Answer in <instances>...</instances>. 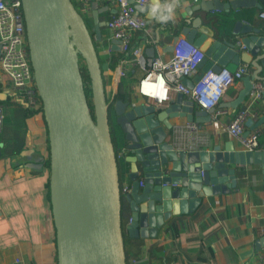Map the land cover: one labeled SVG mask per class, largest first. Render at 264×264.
I'll use <instances>...</instances> for the list:
<instances>
[{
	"label": "water",
	"instance_id": "water-1",
	"mask_svg": "<svg viewBox=\"0 0 264 264\" xmlns=\"http://www.w3.org/2000/svg\"><path fill=\"white\" fill-rule=\"evenodd\" d=\"M137 14L169 31L172 53L180 38L204 53L199 72L184 79L190 89L209 72L252 67L242 80L243 88L225 108L237 111L250 97L253 83L264 85V29L255 30L243 20L230 22L229 13L260 8L257 0H201L179 2L167 23L152 18L148 5L129 0ZM162 3L171 0H161ZM30 61L35 85L43 103L50 146V203L56 230L57 264H126L125 235L131 239H155L175 217L192 213L203 200L230 193L237 185L229 165L257 163L264 169V141L260 151H245L238 143L220 136L195 149L176 140V123L201 125L211 122L213 109L199 110L182 94L164 107L108 99L95 43H103V10L94 2L90 31L73 0H22ZM83 13V12H82ZM176 29L173 31L172 27ZM243 47V48H241ZM111 52L122 55L121 41L112 39ZM151 66L154 47L146 49ZM91 80L93 118L85 93L80 61ZM258 119H249L244 137L264 129V90L257 102ZM126 143L124 162L129 165L130 191L123 194L117 155L111 138L109 114ZM182 123V122H181ZM1 156V149H0ZM41 170V165H29ZM142 182V186H140ZM126 202L127 224L123 228L122 206ZM264 247V237L259 240Z\"/></svg>",
	"mask_w": 264,
	"mask_h": 264
},
{
	"label": "crops",
	"instance_id": "crops-1",
	"mask_svg": "<svg viewBox=\"0 0 264 264\" xmlns=\"http://www.w3.org/2000/svg\"><path fill=\"white\" fill-rule=\"evenodd\" d=\"M91 2L103 10L100 15L101 20L108 22L117 13V8L106 0H91ZM179 2L184 5L193 4L192 0H179ZM88 20L93 27L92 19L88 18ZM259 20L264 21L260 17ZM148 22V33H137L131 46L143 42L145 50L154 47L157 54L159 48L164 58L170 60L171 53L165 52L172 42L169 31H159L160 41L157 43L158 25ZM243 22L255 30L264 29L252 26L246 21ZM172 28L173 31L176 29L175 26ZM107 33H111L108 28ZM110 45L103 46L101 43L100 55L103 58H107L110 54L120 56L111 52ZM125 60L123 58L120 63ZM146 67L151 68L148 63ZM103 69L107 86H111L114 90L112 83L115 71H110L108 63L104 64ZM138 80L132 85V94L135 99L140 100V103H146L143 98L134 93ZM242 88L241 82L226 92L217 109H227V113L217 118L211 115V122L198 127V131L181 132L180 130H184L187 124L184 121L177 122L176 140L178 138L182 140L180 144H187L191 136L195 138L194 147L209 143L215 136L223 139L222 146L227 141L238 143L228 134L226 128L235 113L247 107L249 99L237 111L224 106L233 102ZM1 99L5 104H0L5 106V114H7L0 136L2 156L3 146L13 141L16 133V125L19 121L17 107L20 105L26 107V105L11 95L10 91H5L0 70ZM21 130L26 134L25 151L11 159L0 156V264H55V230L52 210L49 207L53 232L47 223L48 214L44 212L48 179V175L45 179L48 172L46 163L50 155V146L43 114L36 113L29 117ZM248 130L250 129L247 128L246 132ZM198 139L202 141L197 143ZM29 165H41L43 168L36 170ZM229 169L235 171L234 177L237 178V185L230 193L205 198L196 211L173 218L155 239H136L138 241L131 242L132 252L136 256L135 264H151L150 248L154 244L161 246V249L156 252L157 256L165 258L171 255L177 260L175 264H264V247L258 244L264 237V169L257 163L243 166L229 165ZM125 180L129 181L128 178ZM183 224H185L184 231L176 239L173 238L171 234L175 225ZM163 264H166L165 260Z\"/></svg>",
	"mask_w": 264,
	"mask_h": 264
},
{
	"label": "built area",
	"instance_id": "built-area-1",
	"mask_svg": "<svg viewBox=\"0 0 264 264\" xmlns=\"http://www.w3.org/2000/svg\"><path fill=\"white\" fill-rule=\"evenodd\" d=\"M82 5L80 11L84 14L90 13L91 0H79ZM103 1V0H100ZM113 7L117 8L107 22V28L111 31L108 39L121 41L123 56L126 59L114 70L112 87L117 90L119 83L131 69H139L144 75L136 83L134 93L143 98L146 103L162 107L170 103L178 94H182L187 100L193 102L201 111L214 112L213 118L227 113V109H217L222 102L226 92L241 83L245 76L252 75L253 69L248 64H241L231 72L223 69L219 73L207 72L204 77L194 85L193 89L188 88L184 79H193L199 72V65L204 59V53L186 38H180L174 45L171 59L164 58L162 50L158 48L153 59L152 68H147L146 50L143 42L131 46L137 33H148V21L143 15L136 12L129 0H106ZM193 4L201 0H192ZM150 0H134V3L145 6ZM259 17L264 19V12ZM243 48V47H241ZM0 70L5 91L22 101L30 111H37L43 108V103L35 85L34 71L30 61L28 49L26 23L23 11L22 0H0ZM264 85L261 82L253 83L250 92L249 104L235 113L226 130L228 134L240 143L245 151H260L259 141L262 130L260 128L246 133V122L251 119L256 122L258 119L257 102L261 99ZM5 119V106L0 104V136L3 130ZM192 133L198 131L197 126L189 125L181 132ZM176 131V130H175ZM178 132V130L176 131ZM189 136V135H188ZM178 139V138H177ZM187 144H180L185 148L195 149V138L189 136ZM198 139L197 143L202 140ZM126 148L118 153L117 160H124ZM142 186V182H140ZM130 184L121 187L123 194L130 191Z\"/></svg>",
	"mask_w": 264,
	"mask_h": 264
},
{
	"label": "trees",
	"instance_id": "trees-1",
	"mask_svg": "<svg viewBox=\"0 0 264 264\" xmlns=\"http://www.w3.org/2000/svg\"><path fill=\"white\" fill-rule=\"evenodd\" d=\"M74 5L77 9H81L80 6L82 5V3L79 0H73ZM258 5H260V8L254 7V8H242V9H238V10H231V12L229 13V18H230V22L231 25L232 23H234L235 21L238 20H243L248 22L250 25L252 26H258L261 28H264V21H260L259 20V15L264 12V0H257ZM87 22V21H86ZM87 26L89 28V30H92V25H88ZM102 34L105 39H108V33H107V27L102 28ZM103 46L105 45L104 43H102ZM97 52H100V46L101 43H95ZM119 55V54H118ZM99 58H100V63H101V67H102V71H103V76H104V64L108 63L109 67H110V71L114 72V70L117 68V66L120 64V62L122 61V59L124 58L123 54L122 56H115L114 54H110L107 58H103L100 54H99ZM81 74H82V78H83V82L85 84V93H86V97H87V102L89 104L90 107V111L91 114L93 116V118L95 119V115H94V106H93V98H92V88H91V80L90 77L88 75V72L86 70V66H81ZM143 73H139L137 69H131L128 71V74L125 78H123L121 80V82L119 83L118 86V90L115 93V100H123V101H127L130 97H132V85L134 83V81H136L137 79H141L143 77ZM104 85L107 88V82L104 79ZM113 94H110V97ZM134 98V97H133ZM248 101V99H247ZM246 101V102H247ZM0 103L5 104V102L1 99ZM36 113H41L43 114V108L39 109L37 111H30L27 107L25 106H18L17 107V118L19 119L17 125H16V133L14 136L13 141L11 142H7L3 148H2V156L1 158L4 159H11L14 158L18 155H20L21 153H23L25 151V132L23 130H21V128L24 127L26 120L35 115ZM7 119V114H5V119ZM109 124L111 127V138H112V142L114 145V149L116 152V155L118 156V153L120 152L121 149L126 148V143L124 140V136L121 132V130L119 129V127L116 125L115 123V118H114V114L112 109L110 110V114H109ZM21 127V128H20ZM260 143H262L264 141V134L261 135L260 139H259ZM0 143H1V139H0ZM118 161V167H119V176H120V182H124L125 179L128 178V173H129V166L128 164H126L123 160H117ZM46 168L48 170V179H47V184H46V188H47V195H46V199L48 202H50V155L49 158L47 160L46 163ZM126 181V180H125ZM128 184H131V182L128 181ZM123 185H121L122 187ZM125 201H123V206H122V218L124 220V218H126L127 215V204ZM50 209H51V203H50ZM185 229V224L183 225H175V227L172 230V237L173 238H177L181 235V233L184 231ZM55 230V228H54ZM134 241H138L136 239H131L128 236L125 235V254H126V264H135V260H136V256L135 254L132 252V248H131V242ZM54 247H55V258H56V263L57 264V248H56V230H55V238H54ZM161 249V246H159L158 244H154L151 248H150V257H151V264H163V261H166V264H175L176 263V258L173 257L171 255H169V257H159L156 255V252L159 251ZM171 254H173L171 252Z\"/></svg>",
	"mask_w": 264,
	"mask_h": 264
},
{
	"label": "clouds",
	"instance_id": "clouds-1",
	"mask_svg": "<svg viewBox=\"0 0 264 264\" xmlns=\"http://www.w3.org/2000/svg\"><path fill=\"white\" fill-rule=\"evenodd\" d=\"M178 3L179 0H171V2L165 3H162L161 0H151L150 5L148 6V13L152 18L167 23L169 20L173 19L174 10Z\"/></svg>",
	"mask_w": 264,
	"mask_h": 264
},
{
	"label": "rangeland",
	"instance_id": "rangeland-1",
	"mask_svg": "<svg viewBox=\"0 0 264 264\" xmlns=\"http://www.w3.org/2000/svg\"><path fill=\"white\" fill-rule=\"evenodd\" d=\"M81 15L83 16V18L87 21V23H88V25L90 26L91 25V23H90V21L88 20V17L84 14V13H82L81 12ZM91 27V26H90ZM99 54H100V52H99ZM80 65L81 66H86L85 65V62L83 61V60H81L80 61ZM104 77V76H103ZM105 79V78H104ZM113 91L114 90H112V88H111V86H107V88H106V92H107V97H108V99H110V94L112 93L113 94ZM132 97H134L133 95H132ZM130 99H132L131 97H130ZM140 101V100H139ZM47 175H48V172L46 173V175H45V179H47ZM121 183V182H120ZM125 183V180H124V182H122L121 183V185H123ZM44 193H46L45 192V190H44ZM45 202H44V212L46 211V214H48V219H47V223H48V226L50 227V230H52V232H53V226H52V224H51V221H50V218H49V215L51 216V212H50V210H49V207H50V202H48L47 200H44ZM125 203V202H124ZM127 208H128V206H127ZM126 224H127V219L126 218H124V220H123V228L125 229V227H126ZM127 236V235H126Z\"/></svg>",
	"mask_w": 264,
	"mask_h": 264
},
{
	"label": "bare ground",
	"instance_id": "bare-ground-1",
	"mask_svg": "<svg viewBox=\"0 0 264 264\" xmlns=\"http://www.w3.org/2000/svg\"><path fill=\"white\" fill-rule=\"evenodd\" d=\"M130 3V2H129ZM150 3V2H149ZM148 3V4H149ZM132 4V3H131ZM148 4H146V5H148ZM140 15V14H139ZM148 21V20H147ZM148 24H149V22H148ZM111 32V31H110ZM111 40L112 39H105L104 41H103V43L107 46V45H109V44H111ZM132 44V43H131ZM122 45V44H121ZM109 48V47H108ZM29 49V48H28ZM110 49V48H109ZM203 61V60H202ZM153 62V61H152ZM153 64V63H152ZM152 64H151V68H152ZM201 64V63H200ZM231 72H234V71H231ZM141 80V79H140ZM243 80V79H242ZM124 184H128V182L127 181H125V183ZM123 184V185H124Z\"/></svg>",
	"mask_w": 264,
	"mask_h": 264
}]
</instances>
